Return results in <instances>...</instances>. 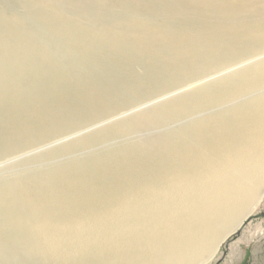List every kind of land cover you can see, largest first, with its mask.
I'll return each mask as SVG.
<instances>
[{"label":"bare ground","instance_id":"6f19581e","mask_svg":"<svg viewBox=\"0 0 264 264\" xmlns=\"http://www.w3.org/2000/svg\"><path fill=\"white\" fill-rule=\"evenodd\" d=\"M262 57L264 0H0V160L216 77L1 168L0 264H207L264 187Z\"/></svg>","mask_w":264,"mask_h":264},{"label":"rangeland","instance_id":"374dc122","mask_svg":"<svg viewBox=\"0 0 264 264\" xmlns=\"http://www.w3.org/2000/svg\"><path fill=\"white\" fill-rule=\"evenodd\" d=\"M264 59V57H262ZM254 62H250L247 66H250ZM213 75L202 76L197 79H193L184 83L177 90L169 91L163 96L159 98H153L152 100H147L141 104H137L132 108L123 109V111H119L116 116L111 119H104L102 121L96 122L92 124L90 127L84 129L83 131L67 135L66 137L58 138L60 139L58 142L55 140L47 142L46 147H42V149L33 148L32 150L27 151L28 154H19L16 156H11L5 159L0 160V169L6 167H10L11 165L19 163L21 160L34 156L37 153H41L46 149L54 148L59 145L65 144L72 140H75L89 132L102 128L103 126L109 125L110 123L120 120L121 118H125L129 115L139 113V111H144L146 108H150L155 104L162 103L167 101L175 96H179L180 94L186 93L190 90L191 87L186 86L201 81L202 84L204 81L212 80ZM196 80V81H195ZM188 83V84H187ZM135 108V109H134ZM131 113V114H130ZM127 115V116H125ZM98 123V124H97ZM71 136V137H70ZM66 138V139H64ZM52 143V144H51ZM50 144V145H48ZM43 145V146H45ZM36 149V150H35ZM18 156V157H17ZM262 192V193H261ZM259 193V197L261 196L258 204L253 206L252 208V220L249 221L244 227L240 228L239 232L235 235H231L228 239L220 245L218 250L216 251V255H214L207 264H216L218 260H221L219 264H264V187ZM260 215H262L260 217ZM260 217V218H259ZM216 259V260H215Z\"/></svg>","mask_w":264,"mask_h":264},{"label":"water","instance_id":"95a60500","mask_svg":"<svg viewBox=\"0 0 264 264\" xmlns=\"http://www.w3.org/2000/svg\"><path fill=\"white\" fill-rule=\"evenodd\" d=\"M261 216H262V215H260V217H261ZM260 217H259V218H260ZM251 220H252V217H248L247 220H246V221L244 222V224L242 225V227H244V226H245L249 221H251ZM242 227H241V228H242ZM239 230H240V229H239ZM239 230H238L237 232H239ZM237 232H235V234H237ZM235 234H234V235H235ZM232 236H233V235H232ZM220 262H221V260H218L216 264H219Z\"/></svg>","mask_w":264,"mask_h":264}]
</instances>
